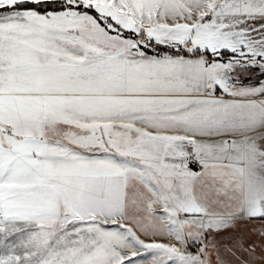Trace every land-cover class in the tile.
<instances>
[{
	"label": "snow or ice",
	"instance_id": "6c2138e0",
	"mask_svg": "<svg viewBox=\"0 0 264 264\" xmlns=\"http://www.w3.org/2000/svg\"><path fill=\"white\" fill-rule=\"evenodd\" d=\"M0 264H264V0H0Z\"/></svg>",
	"mask_w": 264,
	"mask_h": 264
}]
</instances>
